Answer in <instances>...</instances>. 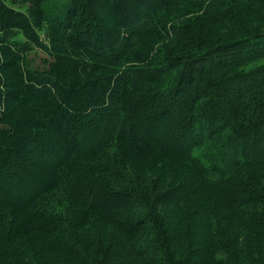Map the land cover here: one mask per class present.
Listing matches in <instances>:
<instances>
[{"label": "trees", "instance_id": "1", "mask_svg": "<svg viewBox=\"0 0 264 264\" xmlns=\"http://www.w3.org/2000/svg\"><path fill=\"white\" fill-rule=\"evenodd\" d=\"M190 1L198 2L193 6L198 8L195 18H190ZM263 2L87 0L85 18L69 6L51 30L66 44L81 43L73 56L80 63L72 64L73 77L62 65L52 63L49 76L63 108L81 114L57 118L58 125L66 135L78 138L83 131L91 132L96 142L64 148L46 140L47 134L26 130L27 125L45 120L46 111L35 115L0 111V172L13 185L12 191L16 193L26 180L25 174H18L23 165L30 168L36 162L40 169L48 167L51 177L48 185L29 195L20 194L18 200L0 188V224L6 228L2 233H8L0 236L2 264H12L10 252L4 259L1 256L18 248L15 238L36 232L51 237L50 245L64 252L66 259L72 256L70 260L82 264H123L130 248L144 256L148 244L142 236L146 239L162 230L152 207L155 201L178 214L181 228L193 215L212 226L208 230L211 254L206 251L203 258L205 251L202 256L194 252L180 264H234L215 252L236 241L264 242V32L243 27L237 39L216 42L213 37L217 34L219 39L221 25H234L238 16L246 26L249 19L241 7L254 14V5ZM90 16L94 21H87ZM179 20L190 31L187 35L174 25ZM3 24L8 28L9 24ZM12 24L18 30L27 29L22 22ZM165 45L173 49L182 45L186 54L172 52ZM14 54L29 62L22 50ZM250 63L255 64L245 67ZM28 65L23 67L25 72ZM203 69L206 76L192 72ZM205 77L213 88L207 91L211 94L194 95L197 90L190 91V85L195 82L199 87L192 86L200 88ZM92 78H100L104 85L84 94ZM21 79L24 86L28 75ZM105 119L110 123L105 124ZM78 130L82 131L77 134ZM174 137L177 141L172 144ZM154 147L183 155L190 166L187 177L158 194L132 182L127 171L131 163L149 159ZM13 165L19 166L17 171ZM188 210L191 214L186 216ZM97 223L118 229L121 243H128L113 249L108 262L98 258L110 254L106 248L94 250V255L87 251L96 248L89 228ZM180 233L179 240H184L185 232ZM172 248L161 246L160 252ZM245 250L240 251L253 254ZM18 257L25 256L19 252ZM242 259L236 257L238 262ZM154 263L171 264L170 260ZM20 264L31 261L22 259Z\"/></svg>", "mask_w": 264, "mask_h": 264}, {"label": "rangeland", "instance_id": "2", "mask_svg": "<svg viewBox=\"0 0 264 264\" xmlns=\"http://www.w3.org/2000/svg\"><path fill=\"white\" fill-rule=\"evenodd\" d=\"M197 3V1H190V18H195L194 16L198 15V11H196L198 8L193 7L194 5H197ZM70 5H72L74 9L76 7V11L81 15V18H85L87 15L84 14L87 11V0H0V111L7 115L12 113L35 115V113L39 114L40 110L46 111L48 116L44 117L45 120H42L41 122L37 121L36 123H33L32 126L28 123L29 125L26 126V130L32 132V128H34L36 132L47 134L46 140H50L53 142L52 144H58L64 148L79 146L81 143H88V145L91 144L92 146V144L94 145L96 142L95 136L91 132H81V130V135H77L80 136V139L78 137L66 135V132L62 130L63 127L58 125L59 121L57 118L61 121L62 118H76L81 114L76 111L68 112L67 109L63 108L60 103V94L56 93L53 78H50L49 76L50 64L52 63L62 65L72 77L74 76L73 71L75 69V66L73 65L76 61L80 63V61L75 60L73 56L77 52L76 47H78L79 44L81 45V43L72 41L71 43L66 44L62 42L61 39H58L53 30H51L53 24L58 22L60 16L67 11ZM254 6V14H252L253 11L241 7L243 12L247 14L243 16L249 19L246 26H243L242 21L238 16V20L234 25H230L227 22L226 24H222L221 28L223 29V34L220 35L219 39V36L215 34L213 36L214 40L216 42H226L227 39H237L244 33L243 27H249L251 28V31L260 30L264 32V2ZM261 11L263 14H261ZM86 19L88 22L94 21L92 16H90V18L86 17ZM10 21H13L12 23L22 22L23 26H27V29L18 30L16 28L17 26ZM225 21L226 20H224V22ZM5 22L6 24H9L8 28L4 27L3 23ZM182 22V20L176 21L174 25L179 26L180 34L187 35L190 31H187L186 24L182 25ZM206 24L212 26V23H210L209 20L206 21ZM13 26L15 27L13 28ZM80 28L83 29V26ZM196 39L198 38H192V40ZM179 40L181 41L182 37H180L178 41ZM4 42L7 43L8 47L3 45L5 44ZM165 46V49H170L177 54H186V48L182 45H176L175 49L167 45ZM101 49L104 48L101 47ZM19 50L27 53L29 62H24L26 60L21 59L20 55L14 54V52ZM97 61L100 62L99 59ZM254 64L255 63H250L245 67L250 68L254 66ZM27 65L28 70L25 72L23 67H26ZM179 68L180 67H178V69ZM77 72L79 73L80 71ZM86 72L87 71H81L80 73L85 74ZM192 72H194L195 75H197L198 72L203 76L207 75V71L204 69L199 71L193 70ZM26 75H28V80H24L23 86L22 83L20 84V80H22L21 76L24 77ZM40 75L43 77L38 78ZM87 76L91 77L90 75ZM92 80V85H88L92 89L86 88L83 92L84 94L103 87L104 84L101 82L100 78H92ZM203 80V84L200 85V88H197L199 87V84H195V82H193V84L197 85V87L194 88L192 86L193 84L190 85V91L197 90L194 95L197 93L200 94L201 91L207 92L213 90V88L210 89L211 85L206 82V77ZM138 85H142L141 79H138ZM213 102H217L216 99ZM45 105L46 107H44ZM213 108L217 109L216 105H214ZM218 110L219 113L223 112L220 108ZM50 111L51 113H48ZM78 123H80V121H78ZM84 123L86 124V122ZM108 123H110V121L105 119V124ZM80 132L78 130L77 134ZM42 139L45 138L43 137ZM176 141V137L170 140L172 144ZM155 149L156 147H154V150L150 149L152 153L150 156L151 158L144 159L143 161H140L141 163L138 162L135 163V165L131 163L129 169L127 168V171H130L131 174L127 175L133 180L132 182L139 184V186L146 190V192H153V188L156 190L154 193L157 192L158 194L163 190L172 187L174 183L180 182L184 177H187L190 166L183 155L163 152L158 150V148ZM134 158L136 157H133V159ZM17 167L19 166L13 165V171H17ZM19 168L20 171H18V174H25L24 178H26L27 182L26 180L23 181V185L20 186L16 193L11 189L13 185L11 186L7 183V177L5 178L2 174L3 172H0V188L10 199L13 198L18 200L20 194L29 195L34 193L37 188V191L41 189V185H48L51 179L47 173L48 167L40 169L36 162L34 163V166L30 168H27L24 165ZM15 176L18 177V175ZM152 207H155L156 215L159 216L157 217V221L161 224L162 230L157 234L158 236H148L146 238L147 242L145 241L146 239L144 236H142V242L148 244L144 246L143 254L145 255L142 256L139 255V253L134 254L136 250L130 248L128 250L130 255L126 254L123 257V264H153L155 260H170L171 264H180L184 258L192 256L194 252L195 255L198 256H202L201 254L205 253L203 258L207 255L206 251L211 254L212 245H210L208 241V230H211L212 226L206 222L205 218L199 220L198 215H193L191 221L187 218L186 227L181 228L180 223H177L179 222L178 214L173 212L170 206L168 207L164 202L155 201ZM190 211L188 210L186 212V216L191 214ZM184 224L182 225L183 227ZM5 229L4 225L0 224L1 237L7 236L8 233H2ZM89 229H92V235L89 236L96 241L94 246L96 248L92 250L88 249L87 251L94 255V250L104 248L109 250L110 254L104 259L102 255L98 257L104 260L103 262H108L110 256H113L111 255L113 249L116 248L117 250L127 247L128 245L127 241L121 243L123 239V236H121L122 233L114 227L97 223ZM180 232H185V235L182 236L184 240H179ZM50 238L51 237H44L40 232L30 233V235L28 234L27 236H18L15 238V245L18 248L10 249L7 254L2 255L1 258L4 259V256L9 255L10 252L11 254L9 256L12 260V264H20L22 259L27 262L31 261V264H82L77 262L74 258L73 261L70 260L72 256L66 259L64 252H60L57 246L53 247L50 245ZM0 240L2 243L3 240ZM248 244L250 246H247ZM166 245L173 247L170 251L167 249V253L166 251L163 252ZM161 246L163 247V250L160 252ZM248 248L253 254L255 252L258 258L251 253L246 252L244 254L240 251L243 249H246L245 251H247ZM202 251L205 252L202 253ZM19 252L25 257L20 259L18 257ZM12 254H17V258ZM214 255H219L220 257L225 258L228 262H233L234 264H264V242L256 241L252 244H244V242L236 241L230 245H226L225 250H222L221 252L217 251ZM239 255L243 256V259L238 262L236 257ZM166 256L170 259H163ZM201 259L202 258L199 260ZM2 262L3 261L1 260L0 264H2ZM5 262L7 263L8 261L6 260Z\"/></svg>", "mask_w": 264, "mask_h": 264}]
</instances>
